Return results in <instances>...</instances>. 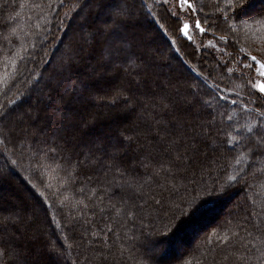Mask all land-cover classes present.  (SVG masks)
Here are the masks:
<instances>
[{
    "label": "trees",
    "instance_id": "obj_1",
    "mask_svg": "<svg viewBox=\"0 0 264 264\" xmlns=\"http://www.w3.org/2000/svg\"><path fill=\"white\" fill-rule=\"evenodd\" d=\"M190 2L198 44L169 6L128 0L126 72L91 40L124 0H0V184L39 209L0 186V264H264V0Z\"/></svg>",
    "mask_w": 264,
    "mask_h": 264
},
{
    "label": "snow or ice",
    "instance_id": "obj_2",
    "mask_svg": "<svg viewBox=\"0 0 264 264\" xmlns=\"http://www.w3.org/2000/svg\"><path fill=\"white\" fill-rule=\"evenodd\" d=\"M100 3H102V0H99ZM161 0H157V3H160ZM164 3H167L168 0H163ZM231 2V0H229ZM185 9L188 10L189 15L191 13H195L197 9L195 8L194 4L190 2V0H178L177 3V11L172 12L171 15L176 18L177 20V28L179 33H181L184 37H186L188 40L192 39V36L189 35V23L183 22L180 23V15L184 14ZM150 11V7H149ZM108 20L104 21L99 27H97L94 31V33L91 36L92 41H98L101 43L102 47L106 48V51L108 52V55L110 58H120L125 57L127 60V64L125 65V71H129V66L135 65V67L138 69L139 64L136 63L132 58L126 56V50H127V40L125 37L121 35V29L128 24V22L132 19V8L128 4V0H124L123 6L117 5L115 11H109L107 13ZM157 23H159L157 21ZM163 27V25H160ZM231 27V26H229ZM195 28L198 29L201 33H205L206 29L202 27L201 20H195ZM220 41H227L226 36H220L218 38ZM83 43L78 45L74 50L72 55H70L65 63V71L71 73L76 68H78L83 60V56L81 53H84L85 55H88L89 52L85 50L84 45L89 43V37L85 36L82 37ZM174 43V42H173ZM209 44L211 45V41H209ZM215 47V45H212ZM243 51V49H241ZM250 59L252 61H256L257 63H260L257 61V58L255 56H251ZM142 63V61H141ZM105 66V58L103 55L100 57L99 65H93L89 68V71H96V68L99 67L101 70H103ZM114 67H118V65H114ZM243 67L247 68L250 67L249 65H243ZM261 68H264V64H261ZM229 72L232 71V69H228ZM132 72H129V75H132ZM260 76L264 77V71H261L259 73ZM251 87L253 89H257L261 94H264V83H252ZM220 99H224V97H220ZM206 104L210 105V101H205ZM232 104L237 103L236 100L231 101ZM165 107L167 105L165 104ZM246 107V106H245ZM259 111V109H257ZM261 115H264V113H261ZM212 119H215L213 117ZM230 119V118H229ZM219 131V130H218ZM238 131V130H237ZM249 132H252L253 130L251 128L248 129ZM198 135L205 138V143L209 142L213 136L212 129H211V121L208 123H201L199 126V132ZM223 135L227 136V144L229 146L233 145V141L236 139L235 136H232L231 133H223ZM192 144H191V150L193 152V155L195 156L197 153H199V147L197 144V135H194L192 138ZM175 143V142H173ZM249 151L252 153L256 152H264V134H258L257 141L255 144H253ZM188 159L191 160L192 157H188L186 153L184 155L177 154L176 160H184ZM239 163V160L236 161ZM12 163H15L13 161ZM159 174V170L156 173ZM229 181H234L236 177L234 176H228L227 178ZM210 194V193H209ZM131 214V213H129ZM53 251H57L56 249H53Z\"/></svg>",
    "mask_w": 264,
    "mask_h": 264
},
{
    "label": "rangeland",
    "instance_id": "obj_3",
    "mask_svg": "<svg viewBox=\"0 0 264 264\" xmlns=\"http://www.w3.org/2000/svg\"><path fill=\"white\" fill-rule=\"evenodd\" d=\"M153 2L154 3H157V0H153ZM177 3H178V0H168V2L167 3H164L163 2V0H161V2L160 3H157V4H163V5H167V6H169V9L172 11V12H175V11H177ZM252 9V8H251ZM251 9L250 10H248V11H251ZM248 11H246V13L248 12ZM189 15V13H188V10L187 9H185V11H184V14H182V15H180L181 17H182V23L183 22H187V23H189V25H190V27H189V35L190 36H192V41L195 43V44H198L199 42H198V39H197V37H196V34H195V29H194V23H192V21H189V17H190V15ZM185 16H188L187 18H183V17H185ZM146 42H148L147 40L145 41V43ZM148 44L150 45V48L152 47L153 48V46H154V43L153 42H148ZM251 64L254 66V70H255V72H256V74H257V78H256V80H255V82L254 83H257V82H260V83H264V77H262V76H260L259 75V73L261 72V71H264V68H261V63H257L256 61H252L251 60ZM233 69H235V68H233ZM249 71H252V69H249ZM255 90H257V89H255ZM258 91V90H257ZM259 92V91H258ZM263 96H264V94H262ZM180 115V114H179ZM178 115V116H179ZM179 117H181V118H183L184 119V117L181 115V116H179ZM184 121H187V119H184ZM0 186H1V191L3 192V193H5V194H2L3 196H6V202H9V204L11 205V206H16V205H20L21 203L20 202H22L23 203V205H24V207H25V209H26V207H28V210L30 209V211H32L34 214H38V212H39V209L37 208H35L34 206H32V208L30 207V205H31V203H30V200L28 199V197L27 196H25L24 194H22V193H19L18 191H15V190H9V189H7L6 188V186L4 185V184H0ZM10 193V194H9ZM19 193V194H18ZM18 194V195H17ZM17 195V196H16ZM21 196V197H20ZM23 197V198H22ZM32 202V201H31ZM223 212H225V211H223ZM222 212V213H223ZM223 217V216H222ZM205 220H207V217L205 218ZM194 236V235H193Z\"/></svg>",
    "mask_w": 264,
    "mask_h": 264
}]
</instances>
